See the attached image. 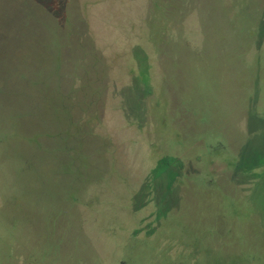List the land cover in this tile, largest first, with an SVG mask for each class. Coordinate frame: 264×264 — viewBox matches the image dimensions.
<instances>
[{
	"label": "rangeland",
	"instance_id": "374dc122",
	"mask_svg": "<svg viewBox=\"0 0 264 264\" xmlns=\"http://www.w3.org/2000/svg\"><path fill=\"white\" fill-rule=\"evenodd\" d=\"M176 263L264 264V0H0V264Z\"/></svg>",
	"mask_w": 264,
	"mask_h": 264
},
{
	"label": "trees",
	"instance_id": "16d2710c",
	"mask_svg": "<svg viewBox=\"0 0 264 264\" xmlns=\"http://www.w3.org/2000/svg\"><path fill=\"white\" fill-rule=\"evenodd\" d=\"M182 163L178 161L177 165H181ZM164 218V217H163ZM161 229H162V226L158 225L156 229H154V233L152 236L150 237H153V236H159V234L161 233ZM159 246L162 250H165L164 253L165 255L169 256L168 255V252L170 253V248H169V240L167 238H164V237H161L159 236ZM178 264V263H176Z\"/></svg>",
	"mask_w": 264,
	"mask_h": 264
}]
</instances>
